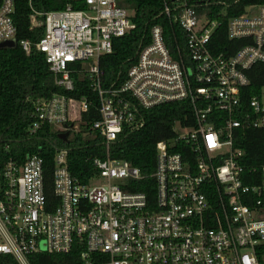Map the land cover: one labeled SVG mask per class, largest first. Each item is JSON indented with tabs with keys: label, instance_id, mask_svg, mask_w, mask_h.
I'll return each instance as SVG.
<instances>
[{
	"label": "built area",
	"instance_id": "1",
	"mask_svg": "<svg viewBox=\"0 0 264 264\" xmlns=\"http://www.w3.org/2000/svg\"><path fill=\"white\" fill-rule=\"evenodd\" d=\"M73 1L62 10H32L30 25H41V36L18 44L27 55L44 54L64 91L74 89V72L88 78L100 117L90 129L104 138L106 155L89 159L96 172L81 182L69 171L67 152H55L53 210L44 194L39 153H26L22 162H0V255L17 264H31L35 254L72 255L64 264H264V163L246 166L243 151L234 146L236 131L264 130V86L247 108L240 102L247 71L264 63V4H249L228 18V38L246 42L224 55L209 48L221 25L203 10L211 0H162L163 12L183 32L185 55L176 47L174 57L155 25L123 83L106 88L100 57L112 51L114 38L134 28L131 15L117 0H81L80 9ZM14 10L15 0H0V42L13 46ZM177 101H189L193 124L175 122L174 136L156 143L149 201L132 190L143 178L139 168L111 158L109 143L123 129L143 124L136 105L149 109ZM87 107L85 99L60 93L37 99L26 133L48 125L71 139Z\"/></svg>",
	"mask_w": 264,
	"mask_h": 264
},
{
	"label": "trees",
	"instance_id": "2",
	"mask_svg": "<svg viewBox=\"0 0 264 264\" xmlns=\"http://www.w3.org/2000/svg\"><path fill=\"white\" fill-rule=\"evenodd\" d=\"M15 0L13 20L17 27L16 45L0 47V162L11 160L22 162L26 153H39L43 158L44 194L48 210L57 205L53 193V164L57 150L67 152L68 168L71 175L81 182H87L96 172L90 158H104L105 140L92 132L90 126L99 120V98L83 74L74 72L72 91H64L56 86L42 52L34 50L25 54L19 47L20 40L36 42L43 27H31L30 15L33 11L62 10L68 0ZM203 10L210 19L221 21L213 31L209 48L213 54L229 55L245 44L246 39L232 40L227 35V20L243 12L249 4H264V0H211ZM74 9L83 7L81 0L71 2ZM119 6L130 13L134 28L112 41V51L100 57L103 87H119L125 80L127 70L135 63L139 50L149 42L151 28L158 25L163 30L166 44L176 57V47L181 54L184 48V35L181 28L163 12L162 0H117ZM226 13L225 17L220 12ZM38 19H41L38 17ZM185 52V50H184ZM249 84L241 90L240 102L244 108L252 95L264 86V63H258L247 71ZM60 93L88 102L86 112L82 114L80 130L71 139L62 140L56 133L44 125L32 136L26 129L31 123L32 103L37 99L49 98ZM143 124L134 131H123L109 143L111 158L128 161L138 167L143 178L137 181L133 191H142L149 201L154 199V180L150 174L154 170L156 143L174 136V124L192 125V106L189 101H177L144 109L135 106ZM190 118L183 120V116ZM72 117H76L72 110ZM89 134V136L87 135ZM234 146L243 151V164L259 166L264 163V130L245 128L236 131ZM261 258H264V252ZM71 256L35 254L30 257L31 264H64ZM56 261V262H54ZM0 264H17L10 255H0Z\"/></svg>",
	"mask_w": 264,
	"mask_h": 264
},
{
	"label": "water",
	"instance_id": "3",
	"mask_svg": "<svg viewBox=\"0 0 264 264\" xmlns=\"http://www.w3.org/2000/svg\"><path fill=\"white\" fill-rule=\"evenodd\" d=\"M13 46V42L12 41H2L0 42V47H12ZM67 132L64 133H60L58 134V137L61 138L62 140H67Z\"/></svg>",
	"mask_w": 264,
	"mask_h": 264
},
{
	"label": "rangeland",
	"instance_id": "4",
	"mask_svg": "<svg viewBox=\"0 0 264 264\" xmlns=\"http://www.w3.org/2000/svg\"><path fill=\"white\" fill-rule=\"evenodd\" d=\"M79 125V124H78ZM45 248V244H44V242H41V244H40V249H44Z\"/></svg>",
	"mask_w": 264,
	"mask_h": 264
}]
</instances>
